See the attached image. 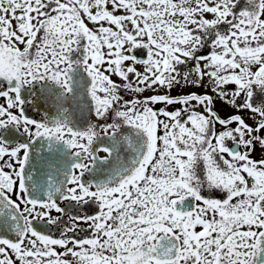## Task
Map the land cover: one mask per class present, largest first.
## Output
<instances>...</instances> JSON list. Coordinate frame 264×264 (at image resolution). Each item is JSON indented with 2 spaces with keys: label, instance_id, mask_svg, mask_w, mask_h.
Returning <instances> with one entry per match:
<instances>
[{
  "label": "snow or ice",
  "instance_id": "obj_1",
  "mask_svg": "<svg viewBox=\"0 0 264 264\" xmlns=\"http://www.w3.org/2000/svg\"><path fill=\"white\" fill-rule=\"evenodd\" d=\"M0 264H264V0H0Z\"/></svg>",
  "mask_w": 264,
  "mask_h": 264
}]
</instances>
